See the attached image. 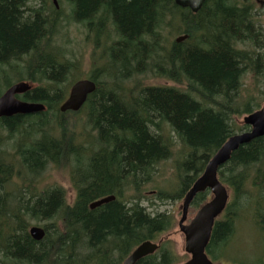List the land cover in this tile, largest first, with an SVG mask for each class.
I'll list each match as a JSON object with an SVG mask.
<instances>
[{
  "label": "trees",
  "instance_id": "trees-1",
  "mask_svg": "<svg viewBox=\"0 0 264 264\" xmlns=\"http://www.w3.org/2000/svg\"><path fill=\"white\" fill-rule=\"evenodd\" d=\"M66 1L67 21L83 25L94 42L96 90L80 110L63 113L69 81L80 73L62 12L47 0H0L5 89L29 81L33 88L19 97L46 105L39 113L0 118V264H123L141 242L173 227V216L140 204L143 181L157 164L176 156L179 184L162 186L157 197L183 198L238 130L236 117L264 102V28L256 0H206L196 13L175 0ZM95 31L102 39L91 38ZM51 169L71 177L73 201L66 187L45 182ZM219 177L231 199L225 219L214 225L209 255L228 253L235 222L248 219L244 213L264 233V136L241 145ZM208 194H198L194 204ZM110 195L116 198L90 207ZM33 225L44 228L43 239L31 236ZM176 260L163 242L136 264Z\"/></svg>",
  "mask_w": 264,
  "mask_h": 264
},
{
  "label": "water",
  "instance_id": "water-1",
  "mask_svg": "<svg viewBox=\"0 0 264 264\" xmlns=\"http://www.w3.org/2000/svg\"><path fill=\"white\" fill-rule=\"evenodd\" d=\"M205 2L206 0H175L177 5L188 7L194 12L202 8ZM32 87L33 85L26 81H20L9 86L0 96V116L35 114L44 111L46 109L44 103L29 102L17 97L19 94L28 92ZM95 90L96 82L92 79H80L76 81L72 84L67 98L61 103L59 109L62 112L80 110L88 96ZM243 122L250 129L235 133L226 140L209 160L203 174L195 181L184 197L180 228L186 236L185 250L191 254V258L182 264H222L213 262L206 252L215 219L225 209L229 199V191L218 178V170L230 160L232 154L241 145L264 136V108L245 115ZM207 189H210L213 193L211 200L198 210L189 224H184L191 202L198 193ZM113 199L114 197H107L95 201L91 205V208H97ZM29 232L36 240H41L45 236L44 228L37 225L31 226ZM158 248L159 243L145 240L132 251L123 264H136L140 259L155 253Z\"/></svg>",
  "mask_w": 264,
  "mask_h": 264
},
{
  "label": "rangeland",
  "instance_id": "rangeland-1",
  "mask_svg": "<svg viewBox=\"0 0 264 264\" xmlns=\"http://www.w3.org/2000/svg\"><path fill=\"white\" fill-rule=\"evenodd\" d=\"M256 1L258 7V9H256L258 13L257 19L264 28V9L263 12L259 9V6L263 4V0ZM40 2L41 0H32L33 5H36ZM47 2L49 5L51 3H55L54 0H47ZM56 5L58 7L57 9L62 12L63 18L65 19L61 21L63 26L67 28L66 32L68 36L73 39V42L71 44H68L67 47L71 53L73 52L72 56L75 54L76 57H78H74L73 60L78 63V70L80 74L76 75V73H74L69 83H71V81L73 82L79 79L91 78V74H94L91 73V58L93 54L92 45L94 42L90 43V41L86 39V32L88 31L84 30L83 25L76 24L73 21H67V16L70 13L71 6L69 3H67L66 0H56ZM262 14L263 16H261ZM259 16H261L262 18H259ZM261 19L263 23L261 22ZM96 33V31L94 35L92 33L91 38H93L94 36L93 39H102L103 35H101L100 33L99 35H97ZM175 36H178V34H176ZM103 52L104 50L98 51L96 57L99 58L101 55H103ZM100 63L101 60L97 62L98 65H100ZM105 63H107V60ZM108 69L109 72H112V67H110L109 65ZM8 77L11 78V81H14L16 79L13 74L9 75ZM3 78V76L0 77L1 90L5 89L6 87V83L4 82ZM151 81L155 83L158 82L160 84L176 86L175 82L170 80L154 78ZM263 105L264 102H261L260 107H262ZM243 117L244 115L236 117L237 122L235 125V129L238 128L236 133L241 132L239 128L241 127V125H244ZM173 139L178 141V139L174 135ZM175 158L176 156H172L167 160L161 161L159 164H157V169L156 171H154L153 177L143 181L144 185L142 187V200L140 204L147 207L148 211L152 214H157L158 212H167V214L173 216V227L160 234L156 241L162 239V242H164V246H166L167 248L171 247L177 257L175 264L176 262L177 264H179L183 261H186L190 257V255L185 251V235L181 232L179 225V221L182 217V205L184 198L177 200H160L157 197V194L162 190V186L169 185L170 189L172 188V186H174L175 188L176 184L177 186H179V184L177 183V177L175 175ZM181 158L182 156L180 157V159ZM89 171L90 169L87 166L83 169L84 174ZM45 182L47 184L57 183L66 187V189L68 190V198L70 199V201H73L75 199L76 191L73 189L71 177L66 173V171L61 169H51L47 174ZM130 192H133V189L129 187L125 191V194L129 195ZM195 212V207H190L189 220L195 215ZM244 215L248 219L251 218L250 214L248 213H244ZM248 219H237V221L235 222L236 233L230 239L231 243L229 242L230 245L228 253L219 254L215 251V253H213L212 255L210 254V256L214 260H221L224 262H229L230 264H232L233 262H235V264H264V233L262 230H259L257 227L253 226L252 222ZM220 256H222V258L217 259Z\"/></svg>",
  "mask_w": 264,
  "mask_h": 264
},
{
  "label": "bare ground",
  "instance_id": "bare-ground-1",
  "mask_svg": "<svg viewBox=\"0 0 264 264\" xmlns=\"http://www.w3.org/2000/svg\"><path fill=\"white\" fill-rule=\"evenodd\" d=\"M55 4H56V2H55ZM204 4H205V3H204ZM200 9H201V8H200ZM200 9H199V10H200ZM199 10H198V11H199ZM198 11H197V12H198ZM193 12H194V11H193ZM194 13H196V12H194ZM181 38L184 39V37L181 36V37H179V38L177 39V41H181V40H183V39H181ZM71 86H72V85H71ZM71 86H70V88H71ZM69 90H70V89H69ZM68 94H69V92H68ZM67 96H68V95H67ZM66 98H67V97H66ZM60 111H61V110H60ZM61 112H62V111H61ZM63 113H65V112H63ZM14 115H17V114H14ZM14 115H11V116H0V118H1V117H12V116H14ZM23 115H29V114H23ZM107 197H114V199L116 198L114 195H110V196L102 197V198L97 199V200H95V201L102 200L103 198H107ZM114 199H113V200H114ZM95 201H94V202H95ZM111 201H112V200H111ZM94 202H93V203H94ZM93 203H91V205H92ZM91 205H90V207H91Z\"/></svg>",
  "mask_w": 264,
  "mask_h": 264
},
{
  "label": "flooded vegetation",
  "instance_id": "flooded-vegetation-1",
  "mask_svg": "<svg viewBox=\"0 0 264 264\" xmlns=\"http://www.w3.org/2000/svg\"><path fill=\"white\" fill-rule=\"evenodd\" d=\"M259 9L262 10V12H263V9H264V0H263V4H261V6H259Z\"/></svg>",
  "mask_w": 264,
  "mask_h": 264
}]
</instances>
